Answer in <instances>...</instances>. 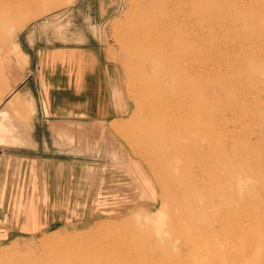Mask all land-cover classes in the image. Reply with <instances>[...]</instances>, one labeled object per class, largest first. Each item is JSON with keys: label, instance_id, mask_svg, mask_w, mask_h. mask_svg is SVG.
I'll use <instances>...</instances> for the list:
<instances>
[{"label": "rangeland", "instance_id": "374dc122", "mask_svg": "<svg viewBox=\"0 0 264 264\" xmlns=\"http://www.w3.org/2000/svg\"><path fill=\"white\" fill-rule=\"evenodd\" d=\"M0 16V109L29 71L37 89L91 72L90 108L53 116L67 153L0 172V264H264V0H0ZM8 111L0 146L40 117Z\"/></svg>", "mask_w": 264, "mask_h": 264}, {"label": "crops", "instance_id": "0c3cea01", "mask_svg": "<svg viewBox=\"0 0 264 264\" xmlns=\"http://www.w3.org/2000/svg\"><path fill=\"white\" fill-rule=\"evenodd\" d=\"M90 73L85 67L82 69L76 66V72L72 71L70 74H66L68 81L65 87H56L47 81L48 87L37 89L32 87V80L38 77V74L35 75L29 71L22 80V85H19L21 87L12 89L8 93L7 99L0 109V129L9 114L8 108H40V117L35 118L27 130L18 131L15 136L18 139L16 143L10 142L0 146V172L4 173V179L19 177L15 174L17 171L21 174L24 171L23 175H25L26 168L29 167L25 164L30 162L55 164L56 159H53L52 156L57 153L56 148L58 147L62 148L60 153H67L66 141L70 136V127L67 120L54 117L60 113V118H67L65 116H70L74 108H90L86 99L88 93L80 83L83 81V85L86 87V80ZM45 75V70H43L42 81L46 82ZM66 96L71 99H65ZM50 117L52 119H45ZM59 162L63 163L66 160ZM16 163H20V167H17Z\"/></svg>", "mask_w": 264, "mask_h": 264}, {"label": "bare ground", "instance_id": "6f19581e", "mask_svg": "<svg viewBox=\"0 0 264 264\" xmlns=\"http://www.w3.org/2000/svg\"><path fill=\"white\" fill-rule=\"evenodd\" d=\"M1 17V16H0ZM195 37V36H194ZM152 38V37H151ZM154 38V37H153ZM147 40V39H146ZM152 40H154L155 41V39H151L150 40V42L152 41ZM147 44V43H146ZM152 44H155V43H153L152 42ZM161 44H162V41H159V42H157L156 43V45H153V46H149L150 45V43H149V45L147 46V50H148V52H149V55H147L148 56V60H149V62L152 64V72L156 75V77H157V79L158 80H164V59L165 58H167V57H165L164 58V52L165 51H163V52H160V50L158 51V47H161ZM192 44V43H191ZM175 45V44H174ZM162 48V47H161ZM169 48H171V50H172V47H169ZM145 49V48H144ZM174 49H175V47H174ZM141 50H143V49H141ZM166 51H167V49H166ZM138 52H140V51H138ZM169 52V51H168ZM173 52V51H172ZM145 53V52H144ZM174 53H176V52H174ZM168 55V54H167ZM170 55V54H169ZM166 56V55H165ZM173 56H176V55H173ZM169 57V56H168ZM179 57V56H178ZM168 59V58H167ZM172 60H174L173 58H171ZM180 59V58H179ZM185 60V59H184ZM180 61V60H179ZM260 61V60H259ZM178 62V61H177ZM182 63V62H181ZM184 63V62H183ZM166 66V65H165ZM169 66V65H168ZM171 66V65H170ZM181 66V65H180ZM185 68V67H184ZM183 68V69H184ZM194 68H196V67H194ZM193 68V69H194ZM182 69V70H183ZM167 70V69H166ZM168 70H171V68H169ZM197 70V69H196ZM171 71H173V70H171ZM184 71V70H183ZM188 71V70H187ZM190 71V70H189ZM195 71V70H194ZM199 71V70H198ZM168 72V71H167ZM177 72V71H176ZM186 72V71H185ZM200 72V71H199ZM173 73H175V72H173ZM167 74H169V73H167ZM176 75V74H175ZM189 75H190V73H189ZM192 75V74H191ZM199 75V73L197 74V76ZM187 76V75H186ZM195 76V75H194ZM171 77H172V75H171ZM174 77H176V76H174ZM179 77V76H178ZM177 77V78H178ZM185 77V76H184ZM193 77V76H192ZM196 77V76H195ZM187 78L185 77V80H186ZM192 80H193V78H191ZM187 81V80H186ZM188 81H191V80H188ZM195 80H193V82H194ZM199 81V80H198ZM170 82H172V81H170ZM206 82H208L207 80H206ZM205 81H204V83H206ZM212 82V81H211ZM167 83H168V80H167ZM209 83V82H208ZM207 83V84H208ZM195 84V83H194ZM193 83H192V86L194 85ZM201 84V83H200ZM180 85V84H179ZM188 85H190V84H188ZM187 85V86H188ZM196 85V84H195ZM170 87V86H169ZM180 87V86H179ZM195 87V86H194ZM189 88V87H188ZM192 88V87H191ZM168 90H171V89H168ZM187 91H189V89L187 90ZM190 92V91H189ZM186 93V92H185ZM191 93V92H190ZM201 93V92H200ZM199 93V94H200ZM187 96H188V94H186ZM186 95H184V96H186ZM189 96H190V94H189ZM192 96V95H191ZM203 96V95H202ZM206 96V95H205ZM170 97H171V95H170ZM182 97L183 96H181V98L179 97V99L181 100L182 99ZM194 97V96H193ZM211 97V96H210ZM173 98V97H172ZM188 98V97H187ZM192 98V97H191ZM206 98V97H205ZM163 99V98H162ZM166 99V98H165ZM170 99V98H169ZM185 100H187L186 98H184ZM208 99V98H207ZM202 100V99H201ZM185 102V101H184ZM172 103V102H171ZM167 104V103H166ZM174 104H176V101L174 102ZM192 104H194V103H192ZM196 105H197V103H196ZM244 105V104H243ZM184 106H185V104H184ZM187 107H189V106H187ZM190 107H192V106H190ZM174 109H175V107H174ZM177 109V108H176ZM186 110H187V108H186ZM200 110V109H199ZM202 111V110H201ZM187 112V111H186ZM183 113H185V111L183 112ZM187 114H188V112H187ZM193 114V113H192ZM199 114V113H198ZM180 115H184V114H180ZM181 118V117H180ZM184 119V118H183ZM186 120H189V118L188 119H186L185 118V121ZM176 121V120H175ZM175 124V123H174ZM182 128V127H181ZM212 130V129H211ZM193 149V148H192ZM190 150V149H189ZM204 151H205V149H204ZM189 154V153H188ZM200 154V153H199ZM190 157H191V155H189ZM211 157V156H210ZM209 157V158H210ZM192 158V157H191ZM193 159V158H192ZM203 161H205V159H203ZM211 162V161H210ZM214 164V163H213ZM217 164V163H216ZM200 166H201V164H200ZM210 170V169H209ZM200 174V173H199ZM201 175V174H200ZM194 176V175H193ZM205 183V182H204ZM213 184V183H212ZM215 185V184H214ZM216 191V190H215ZM219 198V197H218ZM219 203V202H218ZM217 210V209H216ZM230 219V218H229ZM220 225H222V224H220ZM224 226V225H223ZM199 231V230H198ZM192 233V232H191ZM190 233V234H191ZM200 234V233H199ZM214 234V233H213ZM214 236H215V234H214ZM219 237V236H218ZM215 238H216V236H215ZM214 238V239H215ZM226 238V237H225ZM192 239V238H191ZM195 239V238H194ZM207 239V238H206ZM205 240V238L203 239V241ZM206 241V240H205ZM217 241V240H216ZM222 241V240H221ZM204 243V242H203ZM216 243V242H215ZM217 243H222V242H217ZM223 244H225V243H223ZM215 245V244H214ZM221 246H222V244H221ZM221 246H220V248L219 249H221ZM224 247V246H223ZM205 247H203V249H204ZM215 248H216V250L218 249L216 246H215ZM229 248V247H228ZM208 250V249H207ZM206 250V251H207ZM201 249H200V253H201ZM220 250H218V254L221 252H219ZM224 251V248H223V250H222V252ZM226 251V250H225ZM213 253H215L216 254V251L214 252V250H213ZM199 254V253H198ZM215 254H213V256L215 255ZM193 256V255H192ZM215 257V256H214ZM204 258V257H203ZM195 259V258H194ZM202 259V258H201ZM222 259H223V257H222ZM206 262H207V260H206ZM238 262V261H237Z\"/></svg>", "mask_w": 264, "mask_h": 264}]
</instances>
